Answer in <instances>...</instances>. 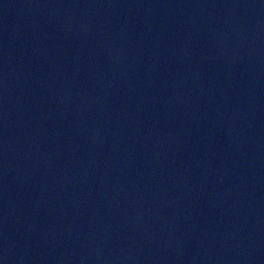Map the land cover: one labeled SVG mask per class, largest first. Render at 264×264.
<instances>
[{
    "label": "water",
    "instance_id": "water-1",
    "mask_svg": "<svg viewBox=\"0 0 264 264\" xmlns=\"http://www.w3.org/2000/svg\"><path fill=\"white\" fill-rule=\"evenodd\" d=\"M0 264H264V0H0Z\"/></svg>",
    "mask_w": 264,
    "mask_h": 264
}]
</instances>
